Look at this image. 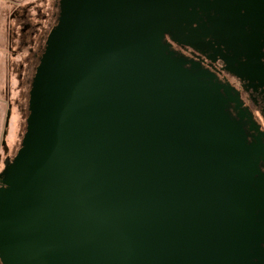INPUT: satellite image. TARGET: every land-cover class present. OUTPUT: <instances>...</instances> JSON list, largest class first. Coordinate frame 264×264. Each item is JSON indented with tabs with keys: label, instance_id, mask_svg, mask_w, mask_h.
<instances>
[{
	"label": "water",
	"instance_id": "1",
	"mask_svg": "<svg viewBox=\"0 0 264 264\" xmlns=\"http://www.w3.org/2000/svg\"><path fill=\"white\" fill-rule=\"evenodd\" d=\"M263 30L264 0H59L0 172L1 264H264V144L165 43L211 37L260 80Z\"/></svg>",
	"mask_w": 264,
	"mask_h": 264
},
{
	"label": "flooded vegetation",
	"instance_id": "2",
	"mask_svg": "<svg viewBox=\"0 0 264 264\" xmlns=\"http://www.w3.org/2000/svg\"><path fill=\"white\" fill-rule=\"evenodd\" d=\"M43 1L44 3L46 2L45 0ZM46 5L48 6L46 12L38 9L35 16H28L29 11L27 10L18 14L20 19H18V22L21 26L20 39H18L19 49L29 47L27 48L28 54H26L24 60H21V62L24 61L25 63L23 62L19 65L20 70L27 68L28 72L25 74L27 80L29 74L32 75L33 73L34 76L35 69L45 49L48 34L54 27V23L56 24L57 22L59 0H48ZM41 7L43 9L44 5ZM28 19L34 21V24L27 23ZM203 20L206 22L207 27H210L204 16ZM247 30L251 31L249 27ZM203 42V45L196 44L191 47L174 43L168 37L165 38V43L169 46L174 57L185 61L186 67H193L194 71H205L212 76V80L215 83L229 88L232 101L228 103L227 111L231 118L240 122L248 143H256L257 140H260L264 144V37L257 44L259 50L250 54L253 63L257 65L259 61L261 64L260 80L256 79L257 76L249 73L247 58L241 56L236 58V62L230 67L225 58L230 61V58L234 56L231 50L223 48L220 49L221 52L219 53L217 51L219 48L218 44L221 43L211 37L203 39ZM229 67L232 69H229ZM21 78H24V74H21ZM261 167L264 168V165L261 164Z\"/></svg>",
	"mask_w": 264,
	"mask_h": 264
},
{
	"label": "rangeland",
	"instance_id": "3",
	"mask_svg": "<svg viewBox=\"0 0 264 264\" xmlns=\"http://www.w3.org/2000/svg\"><path fill=\"white\" fill-rule=\"evenodd\" d=\"M46 2L44 3L43 0H0V172L4 168L3 163L6 157L13 158L12 156L21 147L29 115V92L33 73L29 74L27 80L25 77L28 72L27 68L20 70L19 65L24 62L21 60H24L28 54L27 48L29 47L19 49L18 39H20L21 26L18 22L20 20L18 14L27 10L29 11L28 16L31 17L35 16L38 9L46 12L48 7ZM27 23L33 25L34 21L28 19ZM21 74H24V78H21ZM7 117L8 124L6 125ZM4 139L8 147L7 154L2 145Z\"/></svg>",
	"mask_w": 264,
	"mask_h": 264
},
{
	"label": "trees",
	"instance_id": "4",
	"mask_svg": "<svg viewBox=\"0 0 264 264\" xmlns=\"http://www.w3.org/2000/svg\"><path fill=\"white\" fill-rule=\"evenodd\" d=\"M28 33H29V32H28ZM20 34H21V33H20ZM20 34H19V35H20Z\"/></svg>",
	"mask_w": 264,
	"mask_h": 264
}]
</instances>
